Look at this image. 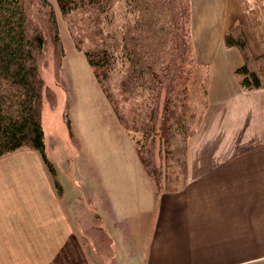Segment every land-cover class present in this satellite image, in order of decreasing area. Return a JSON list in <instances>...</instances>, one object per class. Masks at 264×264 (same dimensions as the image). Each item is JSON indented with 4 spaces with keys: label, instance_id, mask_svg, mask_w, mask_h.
Returning a JSON list of instances; mask_svg holds the SVG:
<instances>
[{
    "label": "crops",
    "instance_id": "1",
    "mask_svg": "<svg viewBox=\"0 0 264 264\" xmlns=\"http://www.w3.org/2000/svg\"><path fill=\"white\" fill-rule=\"evenodd\" d=\"M213 8L195 19L194 54L208 73V106L186 149L184 187L151 203L122 195L121 214L111 218L97 211L101 228L118 241L105 253L117 264L136 256L122 245L124 225L147 209L154 210V226L141 264H264V88L240 86L235 71L242 56L223 44L245 12L236 0H217ZM33 164L44 173L40 153L30 149L0 159V264H90L82 227L95 228L94 217L74 204L67 209L64 193L47 192L40 180L34 185ZM147 191L158 193L156 186Z\"/></svg>",
    "mask_w": 264,
    "mask_h": 264
},
{
    "label": "rangeland",
    "instance_id": "2",
    "mask_svg": "<svg viewBox=\"0 0 264 264\" xmlns=\"http://www.w3.org/2000/svg\"><path fill=\"white\" fill-rule=\"evenodd\" d=\"M216 1L191 0L193 44L196 17L203 11L214 9ZM249 1L259 12L260 7L264 6V0ZM48 2L50 5L45 6L42 0H25L30 27L39 29L46 40L43 51L38 54V63L48 89L44 94L42 125L45 156L49 163L42 158L44 173H40L33 164V184L40 186V180L47 186V192L51 193L53 189L57 193H64L67 209H72L74 204L82 215L94 217L92 224L95 228H88V225L82 227L88 234L83 241L82 251L90 264H112L113 260V264H117L119 259H108L105 253L111 252L112 245L116 246L118 241L113 242L105 229L101 228L104 224L100 225L98 212L110 218L112 214L120 215L121 210H117L116 204H119L117 201L120 202L122 195L130 200H138L140 196L143 203L155 201L158 193L150 196L147 191L155 187L150 169L156 170L157 178L180 177L184 172L185 141L179 135L170 139L149 130L161 123L162 108L157 112V119H154L150 117L152 106L148 107L139 99L120 96L118 81L123 75L121 65L114 67L108 84L114 99L111 101L107 98L84 53V49L93 47L90 40L93 37L89 32L87 35L83 32L86 28L82 25L85 15L65 16L60 12L56 0ZM125 11L126 5L118 2L109 12L112 18L109 25L108 20L101 18V27L105 28L106 33L118 30ZM234 12L232 8V17ZM261 14L264 16V9ZM52 15L56 20L60 43L54 40ZM237 24L245 29L253 53L260 54L249 15L242 13ZM93 32L96 39L94 29ZM78 43L82 50L76 46ZM205 75L208 76V73L204 69ZM141 130L148 132L144 134ZM192 138L188 140V145ZM27 173L29 176V171ZM96 199L99 200L97 205L94 204ZM111 200L114 201L112 207ZM153 211L147 209L146 213H134L131 224L124 225L127 231L123 235L122 245L131 255H136L126 260L129 264H138L144 259L145 244L153 234ZM123 212L128 214L127 210ZM120 221L117 223L122 226ZM72 251L66 249V257L71 256Z\"/></svg>",
    "mask_w": 264,
    "mask_h": 264
},
{
    "label": "trees",
    "instance_id": "3",
    "mask_svg": "<svg viewBox=\"0 0 264 264\" xmlns=\"http://www.w3.org/2000/svg\"><path fill=\"white\" fill-rule=\"evenodd\" d=\"M42 2L45 6L50 5L48 0ZM56 2L65 16L85 15L83 32L85 35L89 32L93 37L90 38L93 47L84 49V53L107 98L114 99L108 84L114 67L121 65L120 96L139 99L148 107L152 106L150 117L154 119L162 108L161 123L149 130L170 139L177 135L183 137L185 163L188 140L201 125L208 106V78L194 57L191 0ZM118 2L126 5L122 24H118L116 32L106 33L101 27V18L108 20L109 25L112 19L109 12ZM238 4L249 15L262 52L258 55L253 53L240 24L230 26L223 37V44L226 48L237 49L242 56L243 63L235 71L240 86L244 90L262 89L264 16L261 13L264 6L259 12L249 0H238ZM52 17L54 40L60 43L56 20ZM45 44L44 34L30 27L25 0H0V158L25 148L39 152L49 163L45 156L42 125L43 100L48 89L38 63V54ZM80 44L76 46L82 50ZM141 132L146 134L148 131ZM183 171L176 179L157 178L154 169H150L149 174L158 194H163L178 192L184 187L185 168ZM165 179H168L167 183Z\"/></svg>",
    "mask_w": 264,
    "mask_h": 264
}]
</instances>
